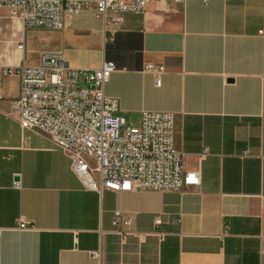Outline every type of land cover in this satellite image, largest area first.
I'll return each mask as SVG.
<instances>
[{
  "label": "crops",
  "instance_id": "crops-1",
  "mask_svg": "<svg viewBox=\"0 0 264 264\" xmlns=\"http://www.w3.org/2000/svg\"><path fill=\"white\" fill-rule=\"evenodd\" d=\"M43 53L75 68L112 61L115 114L136 126L143 110L173 113L174 146L200 183L84 188L48 135L6 113L19 78L0 75V264H264V0H152L117 25L82 11L60 29L26 30L0 6V67ZM145 63L163 65L159 86ZM115 209L141 234L121 242ZM20 218L31 228L17 229Z\"/></svg>",
  "mask_w": 264,
  "mask_h": 264
},
{
  "label": "built area",
  "instance_id": "built-area-1",
  "mask_svg": "<svg viewBox=\"0 0 264 264\" xmlns=\"http://www.w3.org/2000/svg\"><path fill=\"white\" fill-rule=\"evenodd\" d=\"M150 1L0 0V6L19 19L23 30L60 29L65 26L67 15L82 11H92L103 26L117 25L125 14L143 12ZM201 1L205 4L208 0ZM258 33L262 34V30ZM16 47L22 50V42ZM114 70L115 65L109 60H102L96 67H71L59 53H43L35 65L0 67V75L19 78L18 94L9 100L6 113L22 128L48 135L69 157L71 170L86 189L100 194L103 189L178 191L197 187L199 171L184 169L182 153L174 146L173 113L143 110L136 126L126 125L115 114L118 99L104 92ZM142 70L153 75L155 86L160 85L163 65L145 63ZM206 152L204 149L199 157ZM132 222L122 211L112 212V232L121 242L127 236L141 234L132 228ZM160 222L156 216L155 226ZM29 228L27 221L18 219L17 229ZM153 233L163 235L157 230ZM88 253L100 260V247Z\"/></svg>",
  "mask_w": 264,
  "mask_h": 264
},
{
  "label": "rangeland",
  "instance_id": "rangeland-1",
  "mask_svg": "<svg viewBox=\"0 0 264 264\" xmlns=\"http://www.w3.org/2000/svg\"><path fill=\"white\" fill-rule=\"evenodd\" d=\"M28 29H29V28H28ZM27 36H28V35H27ZM27 36H25V39L23 40L24 44L27 43V40H29V39L27 38ZM119 132H121V130H120Z\"/></svg>",
  "mask_w": 264,
  "mask_h": 264
}]
</instances>
